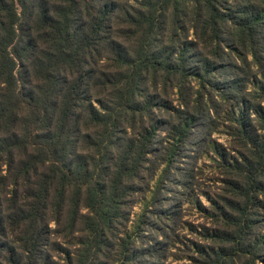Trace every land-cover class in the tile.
<instances>
[{
  "label": "trees",
  "instance_id": "16d2710c",
  "mask_svg": "<svg viewBox=\"0 0 264 264\" xmlns=\"http://www.w3.org/2000/svg\"><path fill=\"white\" fill-rule=\"evenodd\" d=\"M263 98L264 0H0V264L157 258L138 231L197 133L224 177L196 262L264 264Z\"/></svg>",
  "mask_w": 264,
  "mask_h": 264
},
{
  "label": "rangeland",
  "instance_id": "374dc122",
  "mask_svg": "<svg viewBox=\"0 0 264 264\" xmlns=\"http://www.w3.org/2000/svg\"><path fill=\"white\" fill-rule=\"evenodd\" d=\"M262 78V75H258ZM260 83L251 79L248 83L249 90H256ZM264 106V98L262 100ZM232 104L228 105L230 109ZM225 120L218 124V127L210 134V142L219 143L224 148L230 147V137L225 127ZM164 134V132L162 133ZM202 134H194L190 137L181 156L176 160L175 170H172L170 178L172 184L167 181L166 189L163 191L164 201L163 210H166L167 218L158 220L152 214L153 206L150 205L151 190L156 183V178L150 181V189L147 194L140 195L136 201L128 206L129 219L122 229V235L131 233L139 217L150 216L152 214L151 226L147 224L141 226L138 233L143 239V246H148L147 241L151 238L156 239L155 246L159 248L158 257H145L146 264H198L195 258H198V250L206 249L211 242L210 236L216 228V215L213 214V202L218 200L222 193L224 177L218 169V160H214L216 155L212 149L206 145L198 150L197 144L201 141ZM236 153L230 150V156ZM191 176L190 188H186L182 181ZM185 182V181H184ZM148 203V209L144 210ZM259 218L264 222V208L259 210ZM146 219V218H145ZM156 226L155 231L151 229ZM155 241H153L154 243ZM149 242L148 244H153ZM257 264H262L258 261Z\"/></svg>",
  "mask_w": 264,
  "mask_h": 264
}]
</instances>
